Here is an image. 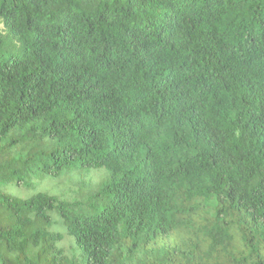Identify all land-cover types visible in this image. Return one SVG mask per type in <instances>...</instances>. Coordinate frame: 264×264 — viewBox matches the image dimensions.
<instances>
[{
    "label": "trees",
    "instance_id": "trees-1",
    "mask_svg": "<svg viewBox=\"0 0 264 264\" xmlns=\"http://www.w3.org/2000/svg\"><path fill=\"white\" fill-rule=\"evenodd\" d=\"M0 264H264V0H0Z\"/></svg>",
    "mask_w": 264,
    "mask_h": 264
},
{
    "label": "rangeland",
    "instance_id": "rangeland-1",
    "mask_svg": "<svg viewBox=\"0 0 264 264\" xmlns=\"http://www.w3.org/2000/svg\"><path fill=\"white\" fill-rule=\"evenodd\" d=\"M92 174H96L94 177H103L106 175V170H84L78 166H74L65 170L58 177L36 176L31 189H21L23 192L15 191V193L22 197H28L36 191H46L50 194H55L66 199L81 200L87 195L91 186L89 183V177ZM69 244L70 242L67 238L62 241V245L65 247H68Z\"/></svg>",
    "mask_w": 264,
    "mask_h": 264
}]
</instances>
